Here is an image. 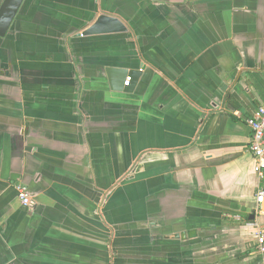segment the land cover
I'll return each mask as SVG.
<instances>
[{"label":"crops","instance_id":"crops-1","mask_svg":"<svg viewBox=\"0 0 264 264\" xmlns=\"http://www.w3.org/2000/svg\"><path fill=\"white\" fill-rule=\"evenodd\" d=\"M102 14L126 31L81 35ZM263 104L264 0H23L0 37V264H263Z\"/></svg>","mask_w":264,"mask_h":264},{"label":"built area","instance_id":"built-area-1","mask_svg":"<svg viewBox=\"0 0 264 264\" xmlns=\"http://www.w3.org/2000/svg\"><path fill=\"white\" fill-rule=\"evenodd\" d=\"M128 83L129 81H126L125 85H128ZM245 121L250 133L248 148L254 158L253 170L259 179L255 199L258 204L262 205L264 204V104L258 106ZM16 188L20 201L28 205L31 197L26 188L21 185H18ZM259 213L263 215V221L257 227L256 249L262 256V263L264 264V209H259Z\"/></svg>","mask_w":264,"mask_h":264},{"label":"water","instance_id":"water-1","mask_svg":"<svg viewBox=\"0 0 264 264\" xmlns=\"http://www.w3.org/2000/svg\"><path fill=\"white\" fill-rule=\"evenodd\" d=\"M23 0H3L0 5V37L5 36L9 30L12 21L21 5ZM126 31L125 25L116 17L109 16L107 14L100 15L96 21L81 32V35H93L98 33H119ZM115 74H120V81H125V76L128 74L130 81L128 86L119 87L116 85L115 88H122L124 91H132L133 87L140 76L139 70L126 71L121 70H110V78L112 83H116ZM196 235L195 230H188L175 234L176 238L192 237Z\"/></svg>","mask_w":264,"mask_h":264}]
</instances>
